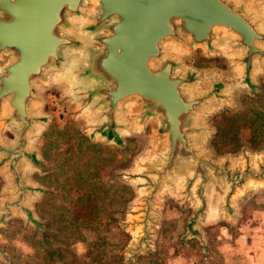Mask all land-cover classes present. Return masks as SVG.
I'll list each match as a JSON object with an SVG mask.
<instances>
[{"label": "water", "instance_id": "water-1", "mask_svg": "<svg viewBox=\"0 0 264 264\" xmlns=\"http://www.w3.org/2000/svg\"><path fill=\"white\" fill-rule=\"evenodd\" d=\"M228 51L241 82L264 70V4L257 0H0V170L8 188L0 225L29 216L34 191L25 170L38 164L31 149L41 118L36 105L49 77L66 78L74 101L90 117V134L118 144L125 108L150 125L156 148L139 167V221L145 234L155 198L174 184L198 202L231 209L248 187L264 183V157L240 164L205 157L203 117L225 103L227 83L201 85L175 53ZM220 48V49H219ZM58 76V77H56ZM65 81V80H64ZM128 110V109H127ZM90 135V136H92Z\"/></svg>", "mask_w": 264, "mask_h": 264}, {"label": "rangeland", "instance_id": "rangeland-1", "mask_svg": "<svg viewBox=\"0 0 264 264\" xmlns=\"http://www.w3.org/2000/svg\"><path fill=\"white\" fill-rule=\"evenodd\" d=\"M226 50L204 54L195 48L175 55L197 72L201 85L211 79L229 85L226 102L202 119L203 155L232 164L254 162L264 157V70L253 75L254 88L248 89ZM36 110L41 121L31 149L38 164L25 170L34 189L24 204L30 215L16 212L0 225V264H264V183L232 198L231 209L207 205L192 224L198 202L176 183L155 198L143 234L135 225L141 195L135 175L158 144L151 126L137 125L132 109L125 108L126 131L118 144L90 136V117L63 77L43 84ZM2 139H11L8 128ZM96 157L103 166L94 173ZM92 184L99 196L97 219L78 225L79 233L69 238L70 214L63 209L74 197L64 198L63 187L76 193V187L88 190Z\"/></svg>", "mask_w": 264, "mask_h": 264}, {"label": "trees", "instance_id": "trees-1", "mask_svg": "<svg viewBox=\"0 0 264 264\" xmlns=\"http://www.w3.org/2000/svg\"><path fill=\"white\" fill-rule=\"evenodd\" d=\"M92 159H93L92 164L95 165V167L93 168V172L96 173L97 170L99 171L98 167L103 166V159H99L97 157L95 159L94 158H92ZM89 160H91V159H89ZM93 172L91 173V175H92V178L95 179L94 176H96V175ZM86 178L88 179V176H86ZM81 185L85 186V183L82 182ZM71 187L72 186H69V185H67V187H63V188H65V191H66V193H64L65 194L64 198L66 197V195L71 196V198L74 197V199H71V201H70L71 205L64 208L63 212H64V214H68V215L70 214V219H71L70 223L71 224L66 229V232L68 231L69 234H73V235H69V238L74 239L76 234L79 233L78 229H80V228L78 227V225H85L86 226L90 222H94L97 219L95 216V213L98 210L97 209L98 205H97L96 201H98L97 199L99 198V196L97 198L98 192L96 191V185L95 184H92L88 190L86 189L87 187H84L82 189V191H81L80 187H76L77 189H79L76 193H73L74 191L72 190ZM67 210H70V211H67ZM64 214H63V216H64ZM109 216L110 215H108V217ZM87 230H89V229H87ZM89 231L91 232L93 230H89ZM87 254L89 255V253H87ZM87 254L85 255V257L88 256Z\"/></svg>", "mask_w": 264, "mask_h": 264}, {"label": "crops", "instance_id": "crops-1", "mask_svg": "<svg viewBox=\"0 0 264 264\" xmlns=\"http://www.w3.org/2000/svg\"><path fill=\"white\" fill-rule=\"evenodd\" d=\"M4 128L0 125V140L2 139ZM8 188L7 176L5 175L4 170H0V204L4 201V196L6 193V189Z\"/></svg>", "mask_w": 264, "mask_h": 264}, {"label": "bare ground", "instance_id": "bare-ground-1", "mask_svg": "<svg viewBox=\"0 0 264 264\" xmlns=\"http://www.w3.org/2000/svg\"><path fill=\"white\" fill-rule=\"evenodd\" d=\"M56 77H58V76H56Z\"/></svg>", "mask_w": 264, "mask_h": 264}]
</instances>
